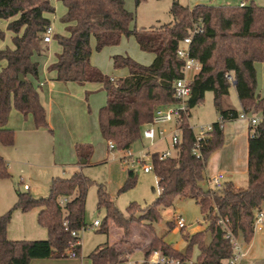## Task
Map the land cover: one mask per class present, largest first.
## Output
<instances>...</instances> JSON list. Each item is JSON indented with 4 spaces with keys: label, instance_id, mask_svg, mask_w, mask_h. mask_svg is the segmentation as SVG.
I'll list each match as a JSON object with an SVG mask.
<instances>
[{
    "label": "trees",
    "instance_id": "trees-1",
    "mask_svg": "<svg viewBox=\"0 0 264 264\" xmlns=\"http://www.w3.org/2000/svg\"><path fill=\"white\" fill-rule=\"evenodd\" d=\"M66 8L62 23L68 24L69 36H55L62 47L57 62L50 66L56 72V81L79 85L101 84L107 103L98 113L102 138L114 148L129 151L143 139L144 128L152 122L156 110L169 106L174 100V83L183 77V62L177 55L183 40L195 27L190 45L191 56L199 60L202 70L192 82L190 109L199 106L206 93L211 92L219 120L212 124L209 137L194 153L196 134L189 124V116H182L179 124L180 142L171 158L160 159V153L151 155L153 172L158 180L159 196L150 205L141 208L131 203L125 216L114 205L105 188L98 186V208L104 207L107 217L101 231L109 233V220L123 228V238L111 245L97 247L88 258L93 264H121L138 247L127 239L133 224L154 227L162 219V210L173 207L177 199L192 198L200 206L207 228L192 235H184L187 245L175 249L164 236H155L144 248L145 261L153 251L160 249L164 256L181 261L193 258L198 250V264H222L233 255L229 229L233 235L250 243L255 235V215L264 211V97L257 95L256 63H264V7L254 1L240 5H204L194 7L174 1L170 13L172 22L157 28L138 29L135 12L129 11L124 0H60ZM144 0H134L138 7ZM55 13L52 0H0V21H8L7 30L13 34L14 48L0 51V62L6 65L0 71V143L13 146L15 131L9 129L13 109L24 117L31 116L36 129L52 132L39 87L40 64L36 60L43 51L44 35ZM134 38L141 51L154 55L150 65L141 64L130 56H113L115 70L127 69L124 78L112 79L91 63L95 50L118 46L123 38ZM5 34L0 29V39ZM24 81L20 80V75ZM235 83V85H234ZM234 86L241 110L227 103ZM260 114L261 122L250 124L248 146V184L237 188L225 182L221 189L202 186L210 156L224 144V124L239 119L240 114ZM76 153L86 164L92 148L78 144ZM7 161L0 156V180L8 179ZM134 170H128L127 179L119 193L136 185ZM92 181L77 172L68 178H53L50 193L45 198H34L28 192L17 190V201L8 212L0 213V264H30L36 259L66 258L76 240L72 232L87 230L86 200ZM39 209L38 224L48 232L46 240H18L8 238V228L14 210L30 212ZM136 213L138 216H136ZM223 221L225 224H220ZM67 226H64V223ZM175 229L174 221L168 223ZM183 231V230H181ZM81 240V235L78 237ZM78 257L82 245L74 248Z\"/></svg>",
    "mask_w": 264,
    "mask_h": 264
},
{
    "label": "rangeland",
    "instance_id": "rangeland-1",
    "mask_svg": "<svg viewBox=\"0 0 264 264\" xmlns=\"http://www.w3.org/2000/svg\"><path fill=\"white\" fill-rule=\"evenodd\" d=\"M124 1L126 8L131 12H135L136 22L133 27L136 26L138 29L157 28L173 20L170 10L175 0H144L138 7L135 6L134 0ZM177 1L181 5L190 8L198 4L218 6L240 5L242 1L248 3L247 0ZM252 1L258 6L264 7V0ZM53 4L56 8L55 18V16L59 15L64 6L60 0H53ZM61 17H58L57 21L52 19V23L55 24L56 22L57 24L55 36H65V29L62 26ZM7 27L8 21L1 20L0 29L4 32L5 38L4 40H0V46L6 47V45H9L11 42V35ZM54 46H58L57 41H55ZM116 47L122 48V41ZM113 49L114 48L110 50ZM141 54L143 58L150 61L151 57L149 54ZM255 67L257 70V95L264 97V63H256ZM101 69L99 70L104 75H118V73H114L112 64L109 65L108 68ZM119 75L121 76L122 74L119 73ZM40 81L42 82V78ZM34 84L36 87H39L37 82H34ZM39 93L41 99L43 97L48 99L51 98L47 91V85L44 88H39ZM77 94L78 93H75L74 89H69V87H65L63 90H57L54 94H51L53 95L54 101H57L58 97L66 99L63 103L64 111L62 112L64 113H62V117H60L58 126L56 128L51 127L52 132L44 133V138H35L34 140L28 139L26 137L28 135L14 130L15 143L13 146L9 147L0 143V156L7 161L8 171L11 174L10 178L0 180V213L4 214L14 207L17 201V190L28 192L34 198H45L49 196L50 184L53 178H68L75 174V172H81L92 181L87 195L85 214L86 222L89 226L87 230L82 231L80 234L82 251L84 255H88L101 243H107V241H109V243L115 244L123 238V228L115 224L112 220L108 222V235L101 231L102 226L98 228H93L92 226L94 220H99L104 224L107 217L106 209L104 207L98 208V186L102 185L105 188L109 197L114 202V205L125 216H127V208L131 203H136L141 206V208H145L147 205L152 204L159 196L157 177L154 172L149 174L144 173L142 170L144 163L138 160V158H144L146 163H150L151 155L165 151L170 147L171 142L169 138L165 140H156L155 144L151 146L150 142L145 139L138 140L130 149L133 156L130 161L135 160V164L132 162L124 163L123 157L128 154V151L111 150L102 138L99 130L98 113L100 108L98 110L96 105L101 102L104 103L101 108L106 105V94L105 97H103L101 93L99 95L98 93L92 94L91 92H87L82 99L78 98ZM100 96H102V98L99 100ZM227 103L232 108L239 111L240 103L234 86L230 89ZM254 115L261 117L260 114ZM218 119L219 116L214 106L213 94L208 92L205 95L204 101L191 110L189 124L194 129V132L199 133L201 128H209L214 122L218 121ZM10 120L11 125L14 127H19L21 124L25 123L24 117L19 115L16 109L12 110ZM78 144L90 146L93 153L89 162L76 170L71 164L60 162V159H68L71 154L76 152V146ZM172 152L175 154V151L172 150ZM82 161L83 159H78V162L81 163ZM128 170H134L136 173V185L125 192L119 193L120 188L127 179ZM232 181H234L236 185L246 188L248 182L247 172L245 173L244 169L239 168L233 176ZM24 185L30 187V191H25L23 188ZM202 186L205 190L211 188L206 181L203 182ZM16 211L21 210L13 211L10 225L13 230L18 232L21 222L19 218L14 216ZM138 214L140 213H136V216H138ZM178 216H181L185 220L187 227L183 231L178 229L170 230L168 223L170 221L176 223ZM206 228L207 222L201 213L197 201L192 198L177 199L173 207L162 210V219L154 224L153 229L147 227L145 224L131 225L130 236L127 240L130 243L136 244L138 247L146 248L154 235L158 237L164 236L167 243L178 250H183L187 245L184 240V235H192ZM134 234L137 237L132 239ZM254 239H256V242L260 240V245L264 249V229L261 231L256 230ZM197 255L198 250L195 249L193 258L190 260L193 262L197 261ZM144 256V253L141 251H134L129 256V264L142 263Z\"/></svg>",
    "mask_w": 264,
    "mask_h": 264
},
{
    "label": "crops",
    "instance_id": "crops-1",
    "mask_svg": "<svg viewBox=\"0 0 264 264\" xmlns=\"http://www.w3.org/2000/svg\"><path fill=\"white\" fill-rule=\"evenodd\" d=\"M242 2H245L246 4H248L246 1H242ZM52 5L54 7L53 0H52ZM55 13H56V8H55ZM55 13L52 15H48V17L51 20V27H53L52 40L50 43H43L44 51L39 57L36 58V60L40 64V79L42 78V82L40 81L38 82V84L40 88H44L47 85V91L49 93V96L51 97L49 99L45 97L42 98L43 100L41 99L44 107L47 109V118H48L50 128L51 127L56 128L58 126L60 117H62V113H64L62 112L64 111L63 103L66 100L63 97H58V100L54 101L52 97L53 95L51 94H54L55 91L63 90L65 89V87L66 88L69 87V89L70 88L74 89L75 93H78L77 94L78 98H81V99L84 97V94L87 92H91L92 94L98 93L99 95L101 93L103 97H105V94H106L101 84L87 83L85 85H79L74 82L63 83V82H59L55 80L56 72L50 71L49 68L50 66H52L53 64L57 62V57L62 52V47L60 46L59 43H58V46H54L55 41H57L55 40L57 24L56 22L55 24H53L52 19H54V21H57L58 17H61V16L63 17L66 14V8L65 7L62 8L59 15L55 16L54 18ZM62 26L65 29L64 31L65 36H69V32L67 29L69 25L62 23ZM9 33L11 35V42L9 43V45H6V47L0 46V51L6 48H11V49L14 48V44L12 41L13 34L11 32ZM0 40H4V39H0ZM130 41H134V42H130ZM122 43H123L122 48H117L116 46L107 47L103 49L104 52L102 51L99 53L95 50V42L93 40L92 48L94 52L92 53V56H91L92 65L99 69L108 68V66L111 64L113 66L112 58L115 55L130 56L133 59H135L137 62H140L141 64H144V65H150L154 61V55L152 54H149L151 57L150 61L143 58L141 53H144L146 55L148 53L141 51V49L139 48V45L137 44L134 38L132 37L123 38ZM112 48L114 49L110 50ZM5 65H6L5 61L0 62V71L2 70V68L5 67ZM114 73L116 74L118 73V75L117 76H115V74L111 75L110 77L112 79L124 78L128 75V70L127 69H120V70L114 69ZM119 73H121L122 75L120 76ZM65 85H68V86H65ZM100 98H102V96L99 97V100ZM103 104H104L103 102L97 103L96 108H98V110L99 108L101 109V106H103ZM240 110H241V106H240L239 111ZM17 113H19V115H22L19 111H17ZM31 118H32L31 116L24 117L25 123L21 124L19 127H14L11 125V120L9 117V122L7 124V127L12 130H17V132L23 133L24 135H28L26 136L28 139L34 140L35 138L36 139L44 138V133H49L50 131L47 129L46 130L36 129L34 126L33 119L31 120ZM170 128L171 126H166L167 130H169ZM223 130H224V144L220 149L216 150L210 156L208 164H207V168H206V173H205L206 178L222 173L225 175V182H232L237 188H243V187L236 185L235 182L232 181V178L236 174L239 168L244 169V172L245 173L247 172V175H248V146H249L250 124L247 121L238 119L236 121H230V122L225 123ZM162 152H159V153H162ZM129 154H131L130 150L128 151V154L123 157V160H125V158H127ZM78 159L79 158L77 156V153L74 152V154H71L68 159H60V162H67L71 164V166H73L77 170V168L85 165V164L78 162ZM24 190L30 191V187L28 189L24 188ZM16 195H17V191H16ZM39 211H40L39 209H35L34 211L26 212V213L21 212V211H16L14 216L20 219L21 225L18 229V232L13 230L10 225L8 228V238L13 241L46 240L48 238L47 237L48 232L45 228L40 227L37 221ZM175 229H177L176 224H175ZM255 236H256V232H255L254 238ZM136 237L137 236L134 234L132 236V239H135ZM254 238L248 244L243 243V250H244L245 256L243 257L241 264H264V249L260 245L261 243L260 240L256 242V239ZM107 242L109 243V241ZM103 244L105 243H101L97 245L94 248V250ZM134 251H141L142 253H144V248L136 247L134 248ZM89 254L84 255V252L81 250L80 256L75 259H68V258L36 259V260H33L30 264H93L92 261L88 258ZM144 261H145V256H144V259L142 260V263ZM121 264H129V257L125 263H121Z\"/></svg>",
    "mask_w": 264,
    "mask_h": 264
},
{
    "label": "built area",
    "instance_id": "built-area-1",
    "mask_svg": "<svg viewBox=\"0 0 264 264\" xmlns=\"http://www.w3.org/2000/svg\"><path fill=\"white\" fill-rule=\"evenodd\" d=\"M245 2H241L240 6H245ZM202 29L200 27H195L189 36H187L183 42L181 47L177 50V55L180 60L183 62L182 67V75L183 77L176 80L174 83V100L175 102L169 106L160 107L156 110L153 120L149 123L143 130V139L150 142L151 146H153L156 140H165L168 137L170 138V148L166 151L160 153V159L164 160L167 158H171L174 156L173 151H175V147L180 142V129L179 124L182 116H189L191 109L189 107V100L192 95V82L194 77L202 70V64L196 58L191 56L190 45L192 43L193 36L195 34L201 33ZM53 28L49 27L44 35V43H50L52 40ZM239 119L247 121L252 126L258 125L262 118L257 117L256 115L242 113L239 116ZM166 126H171L169 130L166 129ZM169 131V132H168ZM212 131V126L209 128H201L199 133H196V146L194 148V153H198V148L200 143L209 137V133ZM110 149L114 148V144L110 142L108 144ZM132 154H129L127 158H125V163L132 162L135 164V160L130 161L132 158ZM138 160L144 163L143 172L146 174L153 172L152 163H146L144 158H138ZM208 185L214 189H221L225 183V175L219 173L217 175L208 177L205 179ZM158 184V180H157ZM25 189L29 187L27 185L24 186ZM159 188V187H158ZM160 193V189H159ZM220 224H225L223 221L219 222ZM176 228L178 230H184L187 226L185 220L178 216L176 219ZM101 222L99 220H95L93 223V228L100 227ZM64 226H67V223H64ZM254 229L263 230L264 229V211H259L255 215V223ZM81 232H72V236L76 238V240L71 244V249L66 253V258L75 259L78 258L77 252L74 248L82 245V240L78 237ZM226 238L230 241L233 255L226 259L222 264H241L243 257L245 256L243 250V240L241 237H237L233 235V233L228 229ZM149 264H198L197 261L193 262L192 260L181 261L174 258H168L163 255L161 250H156L151 254L150 259L148 260Z\"/></svg>",
    "mask_w": 264,
    "mask_h": 264
},
{
    "label": "water",
    "instance_id": "water-1",
    "mask_svg": "<svg viewBox=\"0 0 264 264\" xmlns=\"http://www.w3.org/2000/svg\"><path fill=\"white\" fill-rule=\"evenodd\" d=\"M20 80H21V81H24V80H25V79H24V76H23L22 74L20 75ZM234 85H235V83H234ZM81 163H82V164H86V161L83 160Z\"/></svg>",
    "mask_w": 264,
    "mask_h": 264
}]
</instances>
